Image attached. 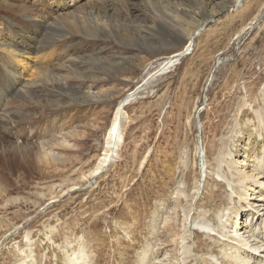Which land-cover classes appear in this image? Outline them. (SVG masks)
I'll return each mask as SVG.
<instances>
[{
	"label": "rangeland",
	"instance_id": "1",
	"mask_svg": "<svg viewBox=\"0 0 264 264\" xmlns=\"http://www.w3.org/2000/svg\"><path fill=\"white\" fill-rule=\"evenodd\" d=\"M81 17L89 29L55 32L56 20ZM0 33V49L19 44L28 67L0 51V114L9 102L12 114L0 119V264H66L82 252V264H177L186 242L231 263L229 247L214 243L221 235L192 227L183 240L192 208L217 230L248 238L253 227L264 246V199L231 214L234 196L218 179L223 137L239 170L264 167L254 111L264 106V0H0ZM45 63L61 86L32 87L47 80ZM137 88L119 148L101 166L117 108ZM256 192L264 198V185Z\"/></svg>",
	"mask_w": 264,
	"mask_h": 264
},
{
	"label": "bare ground",
	"instance_id": "2",
	"mask_svg": "<svg viewBox=\"0 0 264 264\" xmlns=\"http://www.w3.org/2000/svg\"><path fill=\"white\" fill-rule=\"evenodd\" d=\"M103 1L104 5L105 3H107V0H101ZM240 2V1H239ZM239 5V3H238ZM230 11V10H229ZM84 16V15H83ZM68 19V18H67ZM79 20H84V17H81L78 20H74L72 23V25L70 24L69 20H63V22H59V21H55L53 26H55V32H60L65 28H72L74 30H76L77 28H84V29H89V26H85L87 23L85 21L82 22V24H80ZM84 25V26H82ZM53 30V29H52ZM51 30V32H52ZM50 32V33H51ZM87 32V31H86ZM200 32V31H199ZM88 34V33H87ZM3 36L0 33V43H2V38ZM193 35L190 36L187 40V47L186 49L189 51L191 45L193 44ZM19 46V44H14V42H9L8 44H6L4 46V48H1L0 51H4L7 54V57L9 58V60L12 62V64L14 66L17 67V65L19 67H21L24 70H27L28 67L27 65L23 62V57L25 56V54H27V52L25 53H21L19 50V48L17 47ZM25 51V49H22ZM186 50V51H187ZM54 57L60 55V51L58 48H56L54 51H51ZM182 52H179L176 55H172L171 57H169L167 59V61H165L162 65L161 68L158 70L159 74L161 73H166L168 72L172 67H174L177 64V61L179 60V58L184 54H181ZM51 57V56H50ZM54 61V60H50L49 62ZM58 61V60H57ZM18 68V67H17ZM30 69H32L30 67ZM43 71L45 72L43 74V76L45 77V79H47L44 82H36L32 85V87H37V85L39 86L41 85H46L47 82L51 83V84H55V85H59L61 86V81L62 78L61 76H58V74L54 71V67H51V64L49 65L48 63H45L44 66L42 67ZM156 75V74H155ZM154 76V75H153ZM152 77V76H151ZM12 79V83L14 85L19 86L20 82L15 83V78H11ZM9 82V81H8ZM11 83V81H10ZM22 85V84H21ZM140 88V87H139ZM139 88H137L136 91L132 92L128 98H126L125 100H123L119 107L117 108V114L112 122L111 128L108 131L107 137H106V147L108 149H106V153L104 154V157H102L103 160H101L100 165L104 166L107 161L110 159V156H114L115 154V150L116 148H119V140L123 137V133H122V127H121V121L123 118H126V114L124 112L125 107L127 106L128 102L131 101L129 99H133V97L137 94V92L139 91ZM24 89V90H23ZM30 87H23L20 92V94H27L29 91ZM1 90V89H0ZM18 91V90H17ZM3 92V91H2ZM8 96V95H7ZM255 97V96H254ZM236 99V98H235ZM7 100V99H6ZM261 100V99H260ZM3 101V100H2ZM264 97H262V103L264 104ZM241 104V103H240ZM260 104V103H259ZM10 105V102L7 105V109H6V113L3 114V116H5V120L7 119H11L12 114L8 111V106ZM247 105V104H246ZM244 103L242 104V107L246 106ZM251 109L253 107V104H251ZM257 107V106H256ZM4 109V108H3ZM4 109V110H5ZM255 109V108H254ZM241 110V109H240ZM256 115H257V122L255 124L258 125L257 128H255L256 133L264 138V106L262 107L261 110H254ZM242 111H239V116L241 117L244 116L245 114H242ZM0 114V119L3 117ZM4 119V118H3ZM237 120V119H236ZM239 120V119H238ZM4 121V120H3ZM11 121V120H10ZM4 123V122H3ZM241 124V123H240ZM237 125V123H236ZM235 127V125H234ZM238 127V126H237ZM256 127V125L254 126ZM164 130V129H163ZM241 130V129H240ZM233 131V130H232ZM237 132V131H236ZM162 134V133H161ZM237 135L239 133H236ZM233 137H237L236 135H233ZM12 141V140H11ZM234 140L231 141V145L227 144V142L230 143L229 137H223L221 139V144L220 146H222L220 148L219 151V155H218V161L220 164L222 165H218L220 173H218V179L221 180H225L227 183L226 185L230 188L231 192H232V196L235 197V199L230 198L231 200V205H228L225 209V211L229 212L231 211V214H237L240 211V207H242V203L245 205H250V207H254L256 209H258L256 206L259 202H261L264 198H256L255 194L257 195L256 192L257 189H260L264 183L261 182L262 179H264V167L262 166V164H260L258 167L253 169V172L255 173L254 175H248L247 173L245 174L243 171L239 170V166L236 165V163H232L228 161V158H232L233 156V149L231 147L232 146V142ZM13 143V142H12ZM231 147H230V146ZM222 150V151H221ZM206 152V151H205ZM116 156V155H115ZM203 158L206 157V153L202 156ZM7 159V158H6ZM11 159V158H10ZM257 165V164H256ZM25 167V166H24ZM29 167V166H28ZM255 167V166H253ZM228 168V170H227ZM230 173L232 179L228 178L225 174ZM189 192V191H188ZM187 189H181L180 193H182L183 195H185V198L189 201L191 199H193V196L191 198V196L188 194ZM179 193V190H178ZM182 195V196H183ZM254 195V196H253ZM253 196V197H252ZM261 196V195H259ZM250 197H252V199H250ZM258 197V196H257ZM184 198V197H183ZM249 200H256L257 202L255 204H251L249 202ZM233 202V203H232ZM178 204H180L178 202ZM190 205V204H189ZM193 206V204H192ZM240 206V207H239ZM187 207V206H186ZM263 207L264 206H260ZM188 208V207H187ZM244 208V206H243ZM247 208V207H246ZM246 208H244L246 210ZM185 210V209H184ZM259 211V210H258ZM188 214L186 215L187 217V221H189L188 225L186 224L185 227V236L183 240L188 239L187 234H188V230L192 227H195V231H200L206 234H212L213 236H217V235H221L220 238H222V240H218L217 242L214 240L215 244H220L221 242H224L222 247L228 246L229 250L227 252H225L223 255L225 257L226 260H230L231 263H227V264H253L255 262H260V264H264V260H262V258L264 257V246L260 245V242H258L256 240V236H254L255 230H253L254 228L252 227V229H247V227H244L246 229L245 234H248V238H245L243 236H241L239 231L236 232H232L230 229H227L226 227H220L218 228V230L216 229V226L214 224H212L208 219H207V212L204 210L199 211L198 213H194L193 208L189 211H187ZM221 212V211H220ZM219 212V213H220ZM245 214V213H244ZM261 214V213H260ZM227 215V213H222L219 214V220L222 222L223 218H225V216ZM243 215V213H242ZM263 216V214H262ZM261 217V215H260ZM259 217V218H260ZM171 219V217H169ZM258 218V219H259ZM218 220V221H219ZM169 223V222H168ZM224 223V222H223ZM222 225V224H221ZM250 225V224H249ZM248 225V226H249ZM219 226V225H218ZM249 228H251L249 226ZM249 230V231H248ZM252 232V234H251ZM255 233V234H254ZM177 235V232L175 233ZM195 234V233H194ZM175 235V236H176ZM213 238V237H212ZM207 239V238H206ZM224 239V240H223ZM194 241H196V238L194 239ZM176 242V241H175ZM178 243V242H177ZM263 244V243H262ZM181 246V245H180ZM198 244L196 243L195 247L191 246V243L186 242L184 243V245L181 248V254L183 257H181V259L179 257L176 258V261H178L177 264H179V261L182 262V264H222L220 262V254L215 253V249H210L207 253L208 255L206 256H201L199 254V251L197 252V248H198ZM231 246H233L231 248ZM167 247V246H166ZM175 247V246H174ZM219 247V245H218ZM156 249V248H155ZM199 249V248H198ZM207 249V248H206ZM153 250V249H152ZM217 250V249H216ZM82 251V250H81ZM178 251V250H177ZM203 251V250H202ZM148 252V251H147ZM144 253V251H143ZM206 253V252H205ZM204 253V255H205ZM145 255V254H144ZM141 256L142 258L145 256ZM222 255V256H223ZM31 257V255H29ZM71 256V255H70ZM75 256V255H74ZM85 256L84 252H82L81 254L76 255L73 259H71V257H69L67 259V263L66 264H76L75 261L78 262V264H82L80 263V259ZM219 256V257H218ZM174 257V255H173ZM141 258V259H142ZM151 258V257H149ZM153 258V257H152ZM175 259V258H174ZM258 259V260H257ZM22 260V259H20ZM24 261L20 264H26L25 259H23ZM31 260V259H30ZM145 261L147 260L146 258L144 259ZM151 260V259H150ZM252 260H254V262H252ZM19 261V260H18ZM173 261V260H172ZM20 262V261H19ZM149 262V260H148ZM147 262V263H148ZM151 262V261H150ZM84 263V262H83ZM143 263V262H142ZM153 263V262H152ZM85 264V263H84ZM156 264V263H154ZM157 264H164V261H158Z\"/></svg>",
	"mask_w": 264,
	"mask_h": 264
},
{
	"label": "water",
	"instance_id": "3",
	"mask_svg": "<svg viewBox=\"0 0 264 264\" xmlns=\"http://www.w3.org/2000/svg\"><path fill=\"white\" fill-rule=\"evenodd\" d=\"M198 35H199V33L194 34L192 40H194ZM183 53L184 52H182L181 54H183Z\"/></svg>",
	"mask_w": 264,
	"mask_h": 264
}]
</instances>
